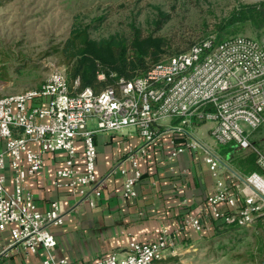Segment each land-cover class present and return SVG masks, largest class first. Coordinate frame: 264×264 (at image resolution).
<instances>
[{
	"label": "built area",
	"instance_id": "obj_1",
	"mask_svg": "<svg viewBox=\"0 0 264 264\" xmlns=\"http://www.w3.org/2000/svg\"><path fill=\"white\" fill-rule=\"evenodd\" d=\"M1 75L0 66V92L7 86ZM206 124L217 145L251 152L258 171L243 173L200 142L194 127ZM263 126L264 35L261 41L209 37L100 93L88 88L74 95L67 68L54 66L40 88L0 97V231L9 232V249L44 252L43 264H75L53 253L54 229L64 224L66 212L59 202L49 211L39 210L28 181L43 171L45 155L64 153L56 186L95 208L104 187L96 175L95 135L128 128L138 131L142 144L110 172L124 179L125 200L136 199L145 175L142 161L153 153L168 161L200 153L215 179V192L187 213L182 230L209 238L225 227L264 230V151L253 140ZM173 240L164 229L154 242L132 243L125 253L79 264H157L181 256Z\"/></svg>",
	"mask_w": 264,
	"mask_h": 264
},
{
	"label": "crops",
	"instance_id": "obj_2",
	"mask_svg": "<svg viewBox=\"0 0 264 264\" xmlns=\"http://www.w3.org/2000/svg\"><path fill=\"white\" fill-rule=\"evenodd\" d=\"M94 126L91 122L90 127ZM210 128L208 124L194 127L195 137L214 149L226 163L245 173L238 155L232 152L237 147L217 145L210 136ZM94 140L98 151L96 175L104 181L95 208L81 203L80 197L69 189L56 186V171L66 160L64 153L45 155L43 171L28 181L39 210L49 211L53 203L59 202L66 212L64 224L54 229L57 245L53 253L57 259L79 264L125 253L132 243L156 241L164 229L172 232L174 249L181 256L209 238L181 228L187 213L194 212L215 192V179L200 153L187 152L172 161L153 153L142 161L145 175L136 187V199L127 201L122 194L124 179L120 175L110 176V172L130 151L141 146L138 131L128 128L117 133H98ZM253 140L256 143V135ZM261 145L263 149L264 140ZM77 149L83 152V145L77 144ZM0 150H3L1 144ZM238 150L254 157L249 151ZM8 189L11 190L10 184ZM11 244L9 232L0 231V264H43L44 252L26 254L9 249ZM187 257L177 264H197ZM174 261L168 258L157 264H176Z\"/></svg>",
	"mask_w": 264,
	"mask_h": 264
},
{
	"label": "rangeland",
	"instance_id": "obj_3",
	"mask_svg": "<svg viewBox=\"0 0 264 264\" xmlns=\"http://www.w3.org/2000/svg\"><path fill=\"white\" fill-rule=\"evenodd\" d=\"M261 1L0 0L1 81L7 84L0 97L38 89L54 66L66 67L63 50L73 30L77 25L92 24L97 17L103 21L92 25V39L115 34L129 36L126 32L133 21L147 36L154 31V26L151 28L147 22L153 19L154 7H160L171 14V21L154 36L167 37L173 42V50H183L216 36L215 26L240 4ZM238 36L255 38L250 29ZM256 140L263 144L264 126L256 132ZM185 255L197 264H263L264 230L255 227L228 231L203 240ZM185 255L172 259L177 264Z\"/></svg>",
	"mask_w": 264,
	"mask_h": 264
},
{
	"label": "trees",
	"instance_id": "obj_4",
	"mask_svg": "<svg viewBox=\"0 0 264 264\" xmlns=\"http://www.w3.org/2000/svg\"><path fill=\"white\" fill-rule=\"evenodd\" d=\"M153 12V19L147 23L151 28L154 26V31L147 36L143 35V30L135 24V21L126 32L130 34L129 36L115 34L100 40L92 39L90 30L94 23H102L103 18L97 17L90 25L75 27L63 50L70 87L74 95L88 88L100 93L106 88L117 87L119 79L131 81L145 74L156 63L186 52L193 45L207 39L190 44L183 50L179 48L173 50V42L167 37L154 36L155 32L164 29V26L171 21V14L160 7H154ZM247 29L252 30L255 35L254 40H260L264 35V0L254 4H240L233 9L228 18L215 26L219 42L236 38ZM102 74L105 79L99 80L98 77ZM76 81H79L78 86L75 85ZM260 144L261 141H256V145ZM232 152L238 155L239 164L245 173L258 171L253 160L255 156L243 154L238 148L232 149ZM228 231H239V228L234 226L218 229L215 236Z\"/></svg>",
	"mask_w": 264,
	"mask_h": 264
},
{
	"label": "water",
	"instance_id": "obj_5",
	"mask_svg": "<svg viewBox=\"0 0 264 264\" xmlns=\"http://www.w3.org/2000/svg\"><path fill=\"white\" fill-rule=\"evenodd\" d=\"M264 264V263H263Z\"/></svg>",
	"mask_w": 264,
	"mask_h": 264
}]
</instances>
